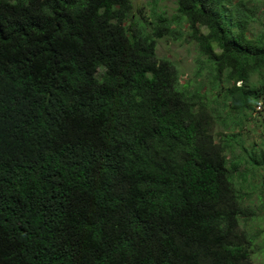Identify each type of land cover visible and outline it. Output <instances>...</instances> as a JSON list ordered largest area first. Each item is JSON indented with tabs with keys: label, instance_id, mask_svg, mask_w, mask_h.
Masks as SVG:
<instances>
[{
	"label": "trees",
	"instance_id": "1",
	"mask_svg": "<svg viewBox=\"0 0 264 264\" xmlns=\"http://www.w3.org/2000/svg\"><path fill=\"white\" fill-rule=\"evenodd\" d=\"M175 4L140 22L132 0H0V264H254L261 3ZM176 34L195 91L156 55Z\"/></svg>",
	"mask_w": 264,
	"mask_h": 264
},
{
	"label": "rangeland",
	"instance_id": "2",
	"mask_svg": "<svg viewBox=\"0 0 264 264\" xmlns=\"http://www.w3.org/2000/svg\"><path fill=\"white\" fill-rule=\"evenodd\" d=\"M259 1L262 10L259 18L264 21V0ZM132 5L133 12L140 22L148 21L151 18L153 8L158 13L163 12L167 16H170L175 12L174 8L176 6L175 0H132ZM254 26L257 29V24ZM156 55L160 58H167L175 63L180 73L181 82H190V90L195 91L196 86L200 85L198 84L200 80L203 79L200 82H206L204 80H206L208 73H206L204 67H201L202 64L199 61L196 46L193 42H189L185 35L178 36L176 34L175 36L158 39ZM198 70L201 71L202 76L197 78L196 74ZM207 86L209 88L212 87L210 84H207ZM255 108L256 110L259 109V111L264 110V103L260 102ZM257 116L256 113L254 120L245 121L241 131L246 146L252 143L257 145L264 137V127L258 125L261 122L257 121L261 120V117ZM219 129L221 128L219 127ZM236 151L239 152V148H236ZM251 186V188H244L246 196L244 204L251 207L254 216L243 223L241 229L246 230L254 236L251 252L252 262L254 264H264V205H261L258 199L257 182L254 181Z\"/></svg>",
	"mask_w": 264,
	"mask_h": 264
}]
</instances>
